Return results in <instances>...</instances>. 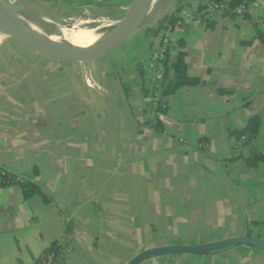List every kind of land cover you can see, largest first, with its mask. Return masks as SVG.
Here are the masks:
<instances>
[{"label": "crops", "instance_id": "obj_1", "mask_svg": "<svg viewBox=\"0 0 264 264\" xmlns=\"http://www.w3.org/2000/svg\"><path fill=\"white\" fill-rule=\"evenodd\" d=\"M30 1L99 16L124 3ZM246 13L174 30L192 83L164 97L161 130L151 121L148 68L160 33L144 30L140 42L62 72L38 69L0 44V166L39 189L25 196L20 183L0 181V264H36L52 243L64 247L60 264H123L155 245L245 231L264 239V161L246 162L252 152L264 156V27L255 20L264 9ZM88 71L105 91L86 85ZM253 116L258 132L244 143ZM140 264H264V250L236 245Z\"/></svg>", "mask_w": 264, "mask_h": 264}, {"label": "water", "instance_id": "obj_2", "mask_svg": "<svg viewBox=\"0 0 264 264\" xmlns=\"http://www.w3.org/2000/svg\"><path fill=\"white\" fill-rule=\"evenodd\" d=\"M147 1L127 0L122 4L119 14L112 18L113 24L105 29L103 35L94 43L71 55H54L48 51V48L53 47V45L45 38L30 31L29 27L15 16V14H19L30 19L32 16L28 12L32 10L30 9L32 2L26 0L24 3H14L8 0H0V33L3 34L0 44L8 46L19 59L43 71L62 72L84 69L89 63L109 54L137 34L151 27L168 13L142 22L141 18ZM256 1L264 9V0ZM56 12L63 13L60 9H56ZM18 28L31 32V35L44 49L31 45L18 31ZM165 123L171 125L167 119H165ZM236 245L253 246L264 250V239L245 231L242 235L228 236L195 245L182 243L155 245L136 252L123 264H140L149 258L173 254H206Z\"/></svg>", "mask_w": 264, "mask_h": 264}, {"label": "built area", "instance_id": "obj_3", "mask_svg": "<svg viewBox=\"0 0 264 264\" xmlns=\"http://www.w3.org/2000/svg\"><path fill=\"white\" fill-rule=\"evenodd\" d=\"M259 5L256 0H239L234 2V0H202L200 6H188L183 7L178 12V19L173 23H164V27L160 32V39L156 48L151 52L150 62H149V70L154 73L155 80V90L153 92V113L151 115V121L155 122L156 118L159 120L164 119V113L156 111V102L160 98L163 100L162 106H166L165 99L163 96V87H162V78L164 74V65L163 60L167 57V53L172 48H177V42L173 39V32L177 28L188 26L197 21H207L210 19H215L218 14H235V15H243L246 13L251 6ZM256 22L264 27V19L256 18ZM83 80L87 86L101 89V91H105L100 88L98 85H95L93 82V78L91 73L84 72ZM245 135L241 136V140L245 139ZM7 171L5 168L0 166V181L3 177L7 175ZM11 182H21L23 178L19 175L13 176ZM10 182V183H11ZM59 243H55V246H58ZM65 252L63 251V254ZM62 262V257L56 258L55 250L47 253L44 257L40 258L36 264H60Z\"/></svg>", "mask_w": 264, "mask_h": 264}, {"label": "bare ground", "instance_id": "obj_4", "mask_svg": "<svg viewBox=\"0 0 264 264\" xmlns=\"http://www.w3.org/2000/svg\"><path fill=\"white\" fill-rule=\"evenodd\" d=\"M14 3H24L26 0H8ZM163 1L166 0H148L144 8L141 21L146 22L147 20L153 19L159 10L163 6ZM18 19L25 23L29 30L43 37L42 35L52 36L59 38L67 42H73L80 45L74 44H61L53 40L45 38L50 42L53 47L48 48V51L54 55H71L94 43L99 39L104 30L109 28L113 24V19L105 16L94 15L86 13L82 16L74 18L72 20H64L53 15L45 13L40 15L38 23H33L29 18L23 17L19 14H15ZM69 19V18H67ZM65 21V22H64ZM18 31L22 36L34 47L43 48L41 44L31 35V32L18 28ZM3 34L0 33V42L2 41Z\"/></svg>", "mask_w": 264, "mask_h": 264}, {"label": "trees", "instance_id": "obj_5", "mask_svg": "<svg viewBox=\"0 0 264 264\" xmlns=\"http://www.w3.org/2000/svg\"><path fill=\"white\" fill-rule=\"evenodd\" d=\"M239 0H234V2ZM252 1V0H249ZM188 2H180L178 0V3L175 5L174 9L168 13H166L164 16H162L154 25L151 27H148L146 29L147 32H149L151 35H157L160 33L164 27V23L168 22L173 24L178 19V12L187 5ZM248 12V11H247ZM245 14V13H244ZM247 14V13H246ZM245 14V15H246ZM259 39L262 43H264V28L259 32L258 34ZM184 43L181 40H178L177 42V48L175 49V59H171V50L167 53V57L163 60L164 65V74L162 78V87H163V96L164 98L167 94L173 92L178 87L192 83V80H190L187 76V64L185 61L186 52L183 50ZM152 87H147V91H151ZM163 100L160 98L156 102V111L165 113L166 106H162ZM260 125V117L259 116H253L249 119L246 126L241 132V135H245L244 143L250 142L251 139H253L257 132ZM154 128L156 130H161L163 128V121L156 118L155 123L153 124ZM259 161H264V156L257 153L252 152L250 155L246 158V162L248 164H256ZM7 171V170H6ZM7 175L1 179L2 183H10L14 175H11L7 171ZM20 183V186L23 188V192L25 196H28L31 193L39 192V189L35 186H33L30 182L23 180ZM56 254V258L58 259L61 256V253L64 251V247L61 245L55 246V243H52L47 248H45L42 252V257H44L47 253L54 251Z\"/></svg>", "mask_w": 264, "mask_h": 264}, {"label": "rangeland", "instance_id": "obj_6", "mask_svg": "<svg viewBox=\"0 0 264 264\" xmlns=\"http://www.w3.org/2000/svg\"><path fill=\"white\" fill-rule=\"evenodd\" d=\"M122 2H126L127 0H120ZM174 1L176 0H166L164 3H163V6L162 8L159 10V12L157 13V15L155 17H159L161 16L163 13H166V12H170L172 5L174 3ZM117 3H118V0H117ZM31 8L32 9L31 11L28 12V14H30L32 17L30 18V20L33 22V23H38L37 20L39 21L40 20V15H44L45 13L49 14V15H53L55 17H58L60 19H64L65 21L66 20H72L74 18H77L79 16H82L84 14L87 13V10H90L86 7H81L79 9H74L72 11H69V12H64L62 14H59L56 12V9H59L57 6L59 5H50V4H45L44 2H42V4L40 2L38 3H31ZM121 6L122 5H117V6H114L112 7L111 9H109L110 11H108V14H106L107 12H103V11H94V13L96 14H100L101 16H105V17H109V18H114L116 17L121 9ZM89 13V12H88ZM69 18V19H67ZM64 21V22H65ZM142 33V32H141ZM137 34L135 37H134V40L131 39L129 42H126V45L127 43H138L141 41V38H142V34ZM42 36H47V35H42ZM49 37V36H48ZM52 39V38H51Z\"/></svg>", "mask_w": 264, "mask_h": 264}, {"label": "flooded vegetation", "instance_id": "obj_7", "mask_svg": "<svg viewBox=\"0 0 264 264\" xmlns=\"http://www.w3.org/2000/svg\"><path fill=\"white\" fill-rule=\"evenodd\" d=\"M63 13H64V11H63ZM155 123V122H154Z\"/></svg>", "mask_w": 264, "mask_h": 264}]
</instances>
